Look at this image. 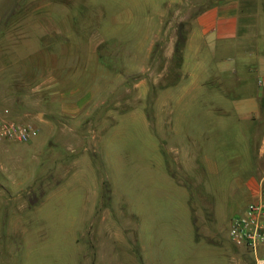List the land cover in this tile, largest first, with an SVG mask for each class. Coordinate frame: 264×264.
<instances>
[{
  "label": "rangeland",
  "instance_id": "374dc122",
  "mask_svg": "<svg viewBox=\"0 0 264 264\" xmlns=\"http://www.w3.org/2000/svg\"><path fill=\"white\" fill-rule=\"evenodd\" d=\"M166 1L53 0L60 42L40 22L47 0H0V116L36 130L0 139V264H238L230 219L248 199L233 178L252 147L205 111L208 90L186 88L165 41L142 56Z\"/></svg>",
  "mask_w": 264,
  "mask_h": 264
},
{
  "label": "crops",
  "instance_id": "0c3cea01",
  "mask_svg": "<svg viewBox=\"0 0 264 264\" xmlns=\"http://www.w3.org/2000/svg\"><path fill=\"white\" fill-rule=\"evenodd\" d=\"M58 3L60 5L56 10L61 11L63 4ZM53 7V0L45 2L40 22L49 33L55 30L61 32L59 40L62 42V33L67 32L68 27L65 26L63 16L59 23L53 17ZM182 9H187L186 17L175 18ZM170 11L173 12L174 19L167 22L165 19ZM159 18L150 43L143 45L145 54L142 56L148 55L155 41H165V56H175L176 53L181 59V70L188 77L189 84L186 88L189 91L208 90V98L205 103L201 102L205 105V111L209 114L212 110L215 111L214 116L218 121L230 117L237 123L247 145L250 144L252 148L250 166L247 168L249 172L245 176H235L233 181H245L243 188L249 202L256 185L264 181V0H167L161 5ZM176 28L179 30V43L174 37L166 38L168 33L174 34ZM104 39L102 37L97 41ZM142 42L140 40L139 43ZM130 47L125 46V52H132ZM133 49L139 50L138 45ZM91 51L94 52L93 49ZM74 56L82 55L76 53ZM213 89L225 92H220L215 97L211 92ZM235 90L237 92L230 94ZM219 100L226 104V108L218 105ZM227 104L230 111L227 110ZM211 116L213 115L210 114ZM165 118L169 121V117H164L163 122L166 121ZM187 133L188 131L184 133V137H189ZM204 133L205 136L209 135L207 127ZM184 144L182 145L186 148L180 150L176 161H182L188 166L193 163L188 150L193 141L189 140ZM207 155L205 153L204 167L212 173L217 172V160L211 154ZM235 246L238 247L234 251L238 264H253L246 248Z\"/></svg>",
  "mask_w": 264,
  "mask_h": 264
},
{
  "label": "built area",
  "instance_id": "2783aa9c",
  "mask_svg": "<svg viewBox=\"0 0 264 264\" xmlns=\"http://www.w3.org/2000/svg\"><path fill=\"white\" fill-rule=\"evenodd\" d=\"M36 134L27 123L0 116V139L25 142ZM229 237L252 256L253 264H264V181H260L245 208L232 216Z\"/></svg>",
  "mask_w": 264,
  "mask_h": 264
}]
</instances>
